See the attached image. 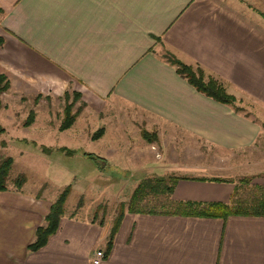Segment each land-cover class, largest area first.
Returning <instances> with one entry per match:
<instances>
[{
    "label": "crops",
    "instance_id": "0c3cea01",
    "mask_svg": "<svg viewBox=\"0 0 264 264\" xmlns=\"http://www.w3.org/2000/svg\"><path fill=\"white\" fill-rule=\"evenodd\" d=\"M0 6V73L10 83L0 99L34 101L27 127L77 128L106 142V159L136 139L147 161H169L163 144H177L180 134L196 149L236 159L188 166L212 175L159 173L180 177L170 204L229 203L243 178L264 179V0H0ZM167 52L221 79L245 110L198 91ZM75 93L80 106L69 128L39 122L52 117L49 100L71 103ZM145 130L157 134L153 142ZM57 198L12 184L0 191V264H94L95 251L106 252L113 219L68 213L67 203L57 231L30 250ZM181 207L127 208L100 264H264V215L199 216Z\"/></svg>",
    "mask_w": 264,
    "mask_h": 264
},
{
    "label": "rangeland",
    "instance_id": "374dc122",
    "mask_svg": "<svg viewBox=\"0 0 264 264\" xmlns=\"http://www.w3.org/2000/svg\"><path fill=\"white\" fill-rule=\"evenodd\" d=\"M12 99L8 96L0 99V123L5 127V132L0 134V152L3 156H12L14 159L9 185L11 183L13 185L14 179L19 175L25 174L26 181L21 188L36 192L43 191L57 197L71 185V192L66 201L68 213H77L78 216L89 217L96 221L110 218L114 220L119 205L121 202L127 203L130 200L138 181L140 183L146 178H154L168 172L212 175L214 173L210 170L195 167L188 169V166L208 168L221 161L236 160L227 154L223 157L224 153L217 149H206V147L202 150L196 149L197 146H191L190 141L186 143L187 138L181 134L176 136L180 139L177 144H163L170 146L168 151L171 155L169 157L167 154L165 158V160L169 158V161H147L148 158L144 156L142 149L138 148L136 139L132 141L134 146H131V148L137 146L136 150L124 148L112 151L114 158L106 159L105 156L109 153L106 142L89 139L91 134L78 133L77 128L61 132L58 129L46 130L34 128L35 126H25V120L35 103L34 101L25 102L23 98L20 101ZM65 104L64 97L59 103L49 100L52 117L39 118V122L47 121L48 125L52 122L55 129L58 122L63 119L60 114ZM79 106V102H76L73 110ZM56 114L58 116H55ZM81 121V118L78 119L75 127H79ZM182 139H184L183 142ZM88 153L98 154L101 160H97ZM122 153H125L126 161H122ZM147 165H153L155 171L152 168L147 170ZM173 169L176 171H172ZM215 174L226 173L217 171ZM255 182H264V179L257 178L253 182L251 180L245 184L240 183L239 192L247 197L259 195L262 193L260 191H264V185L258 188ZM161 201L167 203V198L160 196L155 200L152 195H149L142 206L154 209L183 208L176 206L175 202L171 203V206L169 203L163 206ZM80 208L83 211H79Z\"/></svg>",
    "mask_w": 264,
    "mask_h": 264
},
{
    "label": "trees",
    "instance_id": "16d2710c",
    "mask_svg": "<svg viewBox=\"0 0 264 264\" xmlns=\"http://www.w3.org/2000/svg\"><path fill=\"white\" fill-rule=\"evenodd\" d=\"M0 12H3V8L0 6ZM3 38L0 37V43H2ZM165 58L172 65L176 66V69L180 75L185 77L190 84H192L198 91L202 92L212 99L232 105L236 111H244V107L239 105L238 99L235 95L228 92L224 82L213 76L208 75L204 68L200 65L194 66L188 64L181 59H179L175 54L171 52L165 53ZM10 87L8 77L4 73H0V96L2 93L7 91ZM75 99L70 103L66 104L64 117L60 126L61 130L69 128L75 121L77 112L74 113L73 107L76 101L79 99L80 94L75 93ZM35 119V111L31 110L29 116L25 120L24 125L30 126ZM5 132V127L0 123V134ZM101 133L95 134L93 138H98ZM143 136L149 142H153L157 134L148 131L143 132ZM65 149V148H64ZM88 155L94 156L93 153H88ZM95 157V156H94ZM96 158V157H95ZM14 159L12 156H3L0 152V191L7 190L9 187L10 171L12 169ZM180 177L178 176H157L154 178H146L141 181L137 188L134 190L130 200L125 203L121 202L118 207V213L113 220V227L110 232L107 250L105 254H109L112 250L113 241L117 229L119 228L122 217L128 208L131 212H152L154 208H145L142 203L146 202L149 195L153 198H159L160 196H165L167 198V203L161 201V205L170 204L175 185ZM251 178H243L242 183H248ZM26 181L25 174L19 175L14 179L13 185L16 188H21ZM12 184V183H11ZM258 188L263 186L257 185ZM239 185L236 186L232 199L229 203L223 202H175L180 206L186 207L188 209V214L199 215V216H224L229 215H264V191H260L259 195L255 194L251 197L244 196L241 194ZM71 192V185L67 186L58 196L56 201L52 204L50 212L46 216V224L38 227L36 232V239L29 245L30 250L36 251L42 248L48 241L49 237L55 233L59 227L60 219L65 214V205L68 196ZM172 203H174L172 201ZM157 211V210H156ZM104 220H102L103 222Z\"/></svg>",
    "mask_w": 264,
    "mask_h": 264
},
{
    "label": "built area",
    "instance_id": "2783aa9c",
    "mask_svg": "<svg viewBox=\"0 0 264 264\" xmlns=\"http://www.w3.org/2000/svg\"><path fill=\"white\" fill-rule=\"evenodd\" d=\"M105 252L103 249H97L92 258L94 264H100L104 260Z\"/></svg>",
    "mask_w": 264,
    "mask_h": 264
}]
</instances>
